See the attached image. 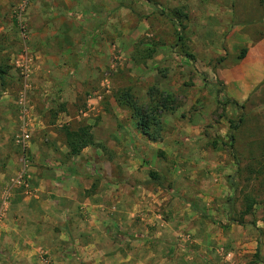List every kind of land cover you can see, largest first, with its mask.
Instances as JSON below:
<instances>
[{
    "label": "rangeland",
    "instance_id": "374dc122",
    "mask_svg": "<svg viewBox=\"0 0 264 264\" xmlns=\"http://www.w3.org/2000/svg\"><path fill=\"white\" fill-rule=\"evenodd\" d=\"M23 1L9 8L0 4V43H8L4 30L17 35L16 51L0 50V93L11 98L18 122L14 138L21 129L19 101L24 97L31 144L43 138L42 128H52L55 136V145L44 142L51 161L46 168L69 173L74 166L83 173L82 188L73 183L74 203L83 206L87 199L112 206L118 201L97 196L96 191L128 189L125 203L138 207L127 214L130 220L156 232L151 230L156 222L140 209L152 205L160 221H172L178 241L173 246L177 251L185 248L194 264H264V246L258 254L259 235L251 226L256 219L264 242V64L263 76L248 86L244 98L234 96L257 68L253 55L264 59L261 0H95L100 14L95 13L94 27L78 29L75 23L83 20H67L66 35L37 40H32L30 8L42 3V11L46 5L43 12L51 24L59 10L42 0H31L22 10ZM84 30L90 34L75 35ZM43 42L50 49L35 51L31 46ZM243 49L251 55L240 65ZM222 84L229 99L245 105L243 111L217 104L215 91ZM152 88L174 95L177 104L174 113L162 115L163 139L157 143L137 129L130 107L132 102L145 105ZM127 98L129 104L121 105ZM241 117L235 148L242 171L237 174L230 134ZM83 125L92 128L98 146L70 156L64 130ZM128 162L158 177L135 204L131 199L140 191L137 180L125 182L118 176ZM248 195L258 200L255 215L245 218V226L230 222L227 214L238 217ZM185 223L190 224L187 230ZM143 240L146 244L150 239ZM61 247L76 259L83 257L77 264L87 263L82 244ZM40 256L42 264H53L48 250L42 249Z\"/></svg>",
    "mask_w": 264,
    "mask_h": 264
},
{
    "label": "crops",
    "instance_id": "0c3cea01",
    "mask_svg": "<svg viewBox=\"0 0 264 264\" xmlns=\"http://www.w3.org/2000/svg\"><path fill=\"white\" fill-rule=\"evenodd\" d=\"M19 1L0 0V4L9 8V5L14 6ZM42 1L45 4L51 3L54 9L59 10L55 11L57 21L53 24L47 22L49 19L43 12L46 5H43L42 11L39 8L42 3L32 6L30 12L33 13L29 17V22L33 23L31 24L32 40L34 37L37 40L41 36L48 37L51 34L66 35L67 20H83L75 23L78 29L79 26L89 29L90 24L94 27L95 13H98L99 10V8L95 9V0ZM3 16L0 15V19H3ZM4 31L8 43L6 45L0 43V50L16 51L15 37H13V35L17 37L16 33L9 30ZM88 34L90 31L84 30L75 35ZM262 44L264 46V43ZM53 45V43L50 44V46ZM31 46L35 51L50 49L45 46L44 42L40 43L38 47ZM86 48L88 47H83V50ZM52 50L55 49L52 48ZM248 55H251V51ZM248 55L240 65L248 61ZM253 59L255 67L258 69L255 68V71L250 72L248 81L241 82L242 91L235 92L236 99H243L250 91L248 86L263 76L260 73L264 64L263 57L253 55ZM0 94L2 95V93ZM3 95L0 96V191L19 170L21 157V151L14 144V135L17 132L18 124L14 115L15 111L11 106L10 96L7 98ZM115 114L120 120L119 112L115 110ZM41 130L43 138L30 146V156L36 166L34 169L32 168L33 172L31 171L33 192L30 195L16 194L8 207L5 221L0 225V264H42L40 256L42 249L48 250L53 264H77V261L83 260V257L80 256L76 259L72 251L61 250L62 243L66 247L68 242L73 244L75 241L84 246L81 254H84L86 264H189V260L192 259L191 264H194V258L185 253V248L177 251L173 246V242L178 241L175 240L174 230L170 228L172 221H160V217L154 213V210L157 209L151 207L152 205H140V209L143 210L147 220L156 222L155 228L151 229H156V232H149L145 226L140 227L139 223L130 220L127 214L137 210L138 207L134 209L135 207L125 203L126 200L128 201V189H126L127 191L113 189L110 191L109 188L102 187L96 191L97 196L102 195L110 198L113 202L118 201L112 206L107 205L105 201L100 205L95 200L87 199L83 206L78 205L76 200L74 203V197L77 196L73 190V183H78L82 188L83 173L76 171L74 166L70 167L69 173L46 168L51 161L47 159L50 149L44 147V142H51L49 144L55 145V136L52 128H42ZM104 140L112 139L106 137ZM95 141H98L96 137ZM131 163L122 165V173L118 176L121 181L125 182L129 179L137 180L135 187L138 186L140 191H138L136 199H131L135 204V202H139V198L142 196L141 191L146 189L145 186L154 185V183L151 182L149 173L148 175L144 174L143 168L139 169L141 171L139 172L136 164L133 168L129 167ZM85 189L88 188L85 187ZM77 190L80 191V189ZM167 209L168 207L166 211ZM80 211L82 214L84 213V217L80 216ZM160 223L161 225H158ZM189 228L190 224L185 223V230ZM155 233L158 237L153 236ZM146 238L150 240L145 244L143 239ZM195 264L202 263L196 260Z\"/></svg>",
    "mask_w": 264,
    "mask_h": 264
},
{
    "label": "trees",
    "instance_id": "16d2710c",
    "mask_svg": "<svg viewBox=\"0 0 264 264\" xmlns=\"http://www.w3.org/2000/svg\"><path fill=\"white\" fill-rule=\"evenodd\" d=\"M261 4L262 6H264V0H261ZM178 39L182 41L183 37L181 35H178ZM247 54H248V50L243 49L239 54L238 61L241 62L245 60ZM0 77L3 78L2 76ZM204 81L206 82L207 79L205 78ZM221 86L222 89L215 91L217 96V104L222 107L232 106L237 110L243 111L245 109V105H240L237 101L229 99L225 95L224 85L222 84ZM148 96H149V100L143 106L142 105L139 106L137 103L132 102V104L130 105L132 111V119L134 120L137 129L145 137H147L149 141L153 143H157L163 139L164 125H163L162 115L165 113H174L177 108V104L174 95L160 91L158 88L150 89ZM128 98H130V96ZM128 98L120 102L121 105L129 104L127 103ZM242 116H244V114ZM243 123H244V119L241 117L238 123L232 127V133L230 134V143H231L230 145H231V149L235 150L233 151V154L235 156V161L238 166L239 173L237 174L241 173L242 164L237 158V150L235 146L238 143L237 133ZM64 134L70 156L73 157L79 156L85 149L89 147L98 146L92 134V128L88 125L80 126L75 130H72L70 128H65ZM259 150H261V147L259 148ZM149 177L151 179V182L156 184V182L158 181L156 172L151 171ZM257 205H258V200L255 197L251 195L245 196L244 199L245 209L240 214H238V217H236L235 215H231V213H228L227 216L229 217V221L233 223H237L241 226H245V221H244L245 218L247 216L255 215V211H256L255 208ZM251 226L255 229V231L259 235L258 249H257V253L259 254L264 246L263 231L258 228L256 219H254V221L251 223Z\"/></svg>",
    "mask_w": 264,
    "mask_h": 264
},
{
    "label": "built area",
    "instance_id": "2783aa9c",
    "mask_svg": "<svg viewBox=\"0 0 264 264\" xmlns=\"http://www.w3.org/2000/svg\"><path fill=\"white\" fill-rule=\"evenodd\" d=\"M31 0L23 1L20 9L24 10ZM21 113V129L14 138L16 146L21 151L20 168L9 179L7 185L0 191V225L5 221L6 214L12 199L16 194L30 195L33 192L31 171L33 167L32 160L29 156L31 146V127L32 125L27 122L28 110L26 101L22 97L19 101ZM45 264H48L45 262Z\"/></svg>",
    "mask_w": 264,
    "mask_h": 264
}]
</instances>
